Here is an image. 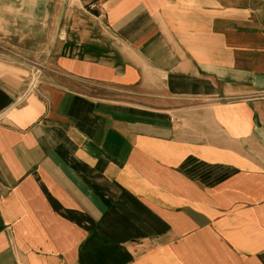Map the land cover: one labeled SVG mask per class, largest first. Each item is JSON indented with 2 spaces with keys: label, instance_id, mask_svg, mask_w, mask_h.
Here are the masks:
<instances>
[{
  "label": "crops",
  "instance_id": "obj_1",
  "mask_svg": "<svg viewBox=\"0 0 264 264\" xmlns=\"http://www.w3.org/2000/svg\"><path fill=\"white\" fill-rule=\"evenodd\" d=\"M0 264H264V0H0Z\"/></svg>",
  "mask_w": 264,
  "mask_h": 264
},
{
  "label": "built area",
  "instance_id": "obj_2",
  "mask_svg": "<svg viewBox=\"0 0 264 264\" xmlns=\"http://www.w3.org/2000/svg\"><path fill=\"white\" fill-rule=\"evenodd\" d=\"M43 72H44V65L41 63H35L32 80H31L32 87H34L39 82Z\"/></svg>",
  "mask_w": 264,
  "mask_h": 264
}]
</instances>
